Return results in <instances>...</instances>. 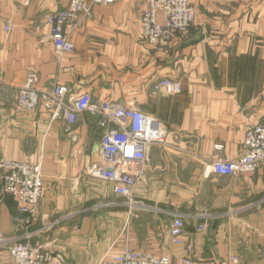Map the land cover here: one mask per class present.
Listing matches in <instances>:
<instances>
[{"label":"crops","instance_id":"0c3cea01","mask_svg":"<svg viewBox=\"0 0 264 264\" xmlns=\"http://www.w3.org/2000/svg\"><path fill=\"white\" fill-rule=\"evenodd\" d=\"M190 2L194 24L164 48L144 39L146 0L94 6L66 27L74 50L58 59L47 19L68 0H0V154L39 157L44 182L34 223L0 190V264H15L8 248L29 233L57 264H101L127 250L167 255L172 264H264V170H212L217 160L239 158L246 128L264 123V0ZM29 72L39 75V90H86L165 125L167 142L148 150L131 198L86 174L101 159L97 117L82 113L70 127L63 117L51 122L43 106H18ZM163 79L182 91L155 92ZM177 215L186 222L181 245L171 238Z\"/></svg>","mask_w":264,"mask_h":264},{"label":"built area","instance_id":"2783aa9c","mask_svg":"<svg viewBox=\"0 0 264 264\" xmlns=\"http://www.w3.org/2000/svg\"><path fill=\"white\" fill-rule=\"evenodd\" d=\"M116 0H68L65 9L48 15L49 40L53 43L56 57L74 50L66 27L79 15L88 16L97 5L113 4ZM147 8L142 14L141 27L144 39L153 46H168L178 33L187 32L194 24L196 11L190 0H146ZM164 16V21L160 19ZM7 21L6 30H10ZM40 78L29 72L20 88L18 106L35 111L43 106L51 115V122L63 117L73 126L80 114L87 112L99 119L103 129L101 159L90 165L86 174L113 186L116 195L131 198L136 185L142 179L143 165L152 146L164 145L168 133L164 124L136 108L110 100L95 101L86 90L74 92L69 86L55 84L48 90H39ZM165 90L169 95L182 91L179 82L163 79L156 83L154 91ZM264 170V123L246 128L243 154L235 160L220 159L212 166L213 173L222 177L255 174ZM43 169L41 163L31 160H8L0 154V190L10 196L20 214L36 222V212L44 197ZM186 222L177 215L171 227L172 242L183 244ZM205 229L204 225L199 231ZM33 233L26 234L25 242L9 246V254L15 264H57L56 258L45 245L32 242ZM6 241L0 231V246ZM191 252L192 246L187 245ZM186 263H189L187 260ZM234 263H238L234 259ZM101 264H172L167 255L154 256L127 250L118 255L106 256Z\"/></svg>","mask_w":264,"mask_h":264},{"label":"rangeland","instance_id":"374dc122","mask_svg":"<svg viewBox=\"0 0 264 264\" xmlns=\"http://www.w3.org/2000/svg\"><path fill=\"white\" fill-rule=\"evenodd\" d=\"M141 18H142V16H141ZM142 28V27H141ZM49 36V35H48ZM54 52H55V50H54ZM56 55V54H55ZM33 156H35V155H32V157ZM40 156V155H39ZM34 160H36V161H33V162H35V163H41L40 161H39V157H37L36 159L35 158H33ZM38 160V161H37Z\"/></svg>","mask_w":264,"mask_h":264}]
</instances>
